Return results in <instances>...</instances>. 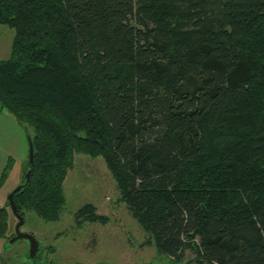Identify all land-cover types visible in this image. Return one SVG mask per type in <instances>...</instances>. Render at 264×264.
<instances>
[{"label":"trees","instance_id":"16d2710c","mask_svg":"<svg viewBox=\"0 0 264 264\" xmlns=\"http://www.w3.org/2000/svg\"><path fill=\"white\" fill-rule=\"evenodd\" d=\"M0 23V108L33 129L17 211L56 220L73 152L102 155L158 264H264V0H0Z\"/></svg>","mask_w":264,"mask_h":264},{"label":"rangeland","instance_id":"374dc122","mask_svg":"<svg viewBox=\"0 0 264 264\" xmlns=\"http://www.w3.org/2000/svg\"><path fill=\"white\" fill-rule=\"evenodd\" d=\"M14 28L0 23V58L10 54ZM31 125L0 108V172L7 175L0 186V206L7 209V235L15 231L17 216L8 204V194L23 179L28 160ZM64 203L56 220H46L25 210L21 230L39 240L37 255L28 256V240L14 242L0 237V254L7 264H158L165 256L154 239L130 214L102 155L73 152L72 165L62 181ZM90 203L104 220L76 216L77 209ZM7 240V239H6Z\"/></svg>","mask_w":264,"mask_h":264},{"label":"water","instance_id":"95a60500","mask_svg":"<svg viewBox=\"0 0 264 264\" xmlns=\"http://www.w3.org/2000/svg\"><path fill=\"white\" fill-rule=\"evenodd\" d=\"M33 161V143L31 138L28 136V160H27V165L25 170H24V174H23V178L24 180L21 181L9 194H8V203L12 209V211L14 212V214L17 216V222L15 225V231L14 233L7 238L6 241L14 242L17 239L20 238H26L28 240V256L29 257H34L38 251V246H39V240L38 238L32 234L31 232L28 231H24L20 229V226L22 225V223L24 222V218L23 215L17 211L16 208V204L13 201L12 198V194L14 193L15 190L21 188L23 185L26 184V182L29 180L30 175H31V164ZM0 264H3L2 262V258L0 255Z\"/></svg>","mask_w":264,"mask_h":264}]
</instances>
